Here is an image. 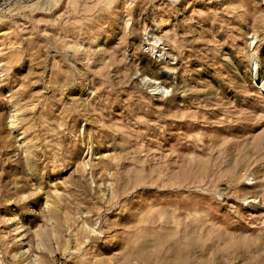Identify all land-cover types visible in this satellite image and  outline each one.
Returning a JSON list of instances; mask_svg holds the SVG:
<instances>
[{
	"label": "rangeland",
	"instance_id": "obj_1",
	"mask_svg": "<svg viewBox=\"0 0 264 264\" xmlns=\"http://www.w3.org/2000/svg\"><path fill=\"white\" fill-rule=\"evenodd\" d=\"M180 263L264 264V0H0V264Z\"/></svg>",
	"mask_w": 264,
	"mask_h": 264
},
{
	"label": "bare ground",
	"instance_id": "obj_2",
	"mask_svg": "<svg viewBox=\"0 0 264 264\" xmlns=\"http://www.w3.org/2000/svg\"><path fill=\"white\" fill-rule=\"evenodd\" d=\"M3 221H4V224H5V225H6L7 222H8L7 219H6V220H3ZM8 223H9V222H8ZM148 226H149V225H148ZM136 227H137V226H136ZM173 245H174V244H173ZM160 246H161V245H160ZM165 248H166V246H165ZM198 248L200 249V247H198ZM170 249H171V248H170ZM172 250H174V249H172ZM192 250L194 251L195 249H192ZM169 251H171V250H169ZM169 251H168V252H169ZM188 251H189V250H188ZM174 252H175V251H174ZM191 252H192V251H191ZM18 253H19V252H18ZM170 253H171V252H170ZM170 253H169V254H170ZM189 253H190V252H189ZM167 254H168V253H167ZM167 254H166V256H167ZM169 254H168V255H169ZM190 254H191V253H190ZM172 255H173V254H172ZM169 256H170V255H169ZM169 258H171V256H170ZM189 258H190V257H189ZM166 259H168V258H166ZM180 259H181V256H180ZM189 261H190V260H189ZM192 261H193V259H192ZM180 264H181V263H180ZM189 264H190V263H189Z\"/></svg>",
	"mask_w": 264,
	"mask_h": 264
}]
</instances>
